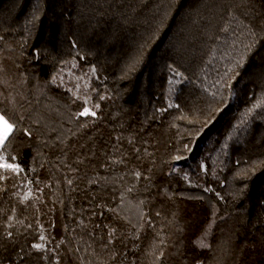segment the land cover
<instances>
[{
    "label": "trees",
    "instance_id": "trees-1",
    "mask_svg": "<svg viewBox=\"0 0 264 264\" xmlns=\"http://www.w3.org/2000/svg\"><path fill=\"white\" fill-rule=\"evenodd\" d=\"M0 116V264H264V0H0Z\"/></svg>",
    "mask_w": 264,
    "mask_h": 264
},
{
    "label": "snow or ice",
    "instance_id": "snow-or-ice-1",
    "mask_svg": "<svg viewBox=\"0 0 264 264\" xmlns=\"http://www.w3.org/2000/svg\"><path fill=\"white\" fill-rule=\"evenodd\" d=\"M89 114L88 109H85L81 115H87ZM14 126L9 123L7 119H5L3 116H0V145H3L4 141L8 139L10 134L13 131ZM0 167H3L5 169H12L13 171L17 170V167L11 164H3L0 165ZM43 239V237H41ZM36 248H40V245H34Z\"/></svg>",
    "mask_w": 264,
    "mask_h": 264
},
{
    "label": "rangeland",
    "instance_id": "rangeland-1",
    "mask_svg": "<svg viewBox=\"0 0 264 264\" xmlns=\"http://www.w3.org/2000/svg\"><path fill=\"white\" fill-rule=\"evenodd\" d=\"M2 145H0V148H1ZM5 164L2 160H1V157H0V165H3Z\"/></svg>",
    "mask_w": 264,
    "mask_h": 264
}]
</instances>
